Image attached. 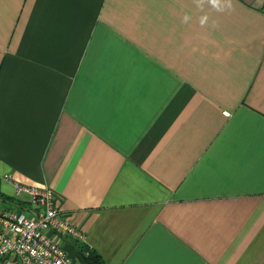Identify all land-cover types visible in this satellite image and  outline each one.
<instances>
[{
    "label": "crops",
    "instance_id": "1",
    "mask_svg": "<svg viewBox=\"0 0 264 264\" xmlns=\"http://www.w3.org/2000/svg\"><path fill=\"white\" fill-rule=\"evenodd\" d=\"M0 174L75 264H264V0H0Z\"/></svg>",
    "mask_w": 264,
    "mask_h": 264
},
{
    "label": "built area",
    "instance_id": "2",
    "mask_svg": "<svg viewBox=\"0 0 264 264\" xmlns=\"http://www.w3.org/2000/svg\"><path fill=\"white\" fill-rule=\"evenodd\" d=\"M11 185L14 197L31 198L32 215L18 204L4 209L0 200V264H75L63 240L83 242L81 232L59 210L52 192L45 187L23 185L11 174H0Z\"/></svg>",
    "mask_w": 264,
    "mask_h": 264
},
{
    "label": "clouds",
    "instance_id": "3",
    "mask_svg": "<svg viewBox=\"0 0 264 264\" xmlns=\"http://www.w3.org/2000/svg\"><path fill=\"white\" fill-rule=\"evenodd\" d=\"M196 6L203 10L205 5L210 6L212 9L217 12H224L230 10L232 8V0H194ZM191 17L187 14L184 15L182 22L187 24L190 21ZM209 17L208 15H203L199 19V23L201 26H205L208 23Z\"/></svg>",
    "mask_w": 264,
    "mask_h": 264
},
{
    "label": "trees",
    "instance_id": "4",
    "mask_svg": "<svg viewBox=\"0 0 264 264\" xmlns=\"http://www.w3.org/2000/svg\"><path fill=\"white\" fill-rule=\"evenodd\" d=\"M81 256L85 262V264H104L102 259L93 252H88V254H85V251L81 249Z\"/></svg>",
    "mask_w": 264,
    "mask_h": 264
}]
</instances>
